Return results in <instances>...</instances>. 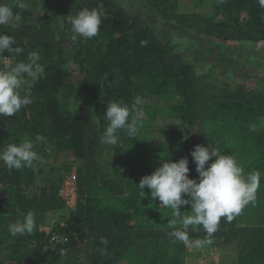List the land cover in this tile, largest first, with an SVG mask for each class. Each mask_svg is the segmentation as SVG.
I'll return each instance as SVG.
<instances>
[{"label":"trees","instance_id":"1","mask_svg":"<svg viewBox=\"0 0 264 264\" xmlns=\"http://www.w3.org/2000/svg\"><path fill=\"white\" fill-rule=\"evenodd\" d=\"M146 1L165 21L223 51L231 41L264 42V8L257 0ZM18 2L8 5L21 12L22 23L0 26V33L13 36L24 51L3 53L0 70L27 62L36 51L45 74L25 85L32 104L0 117V148L44 139L35 144L41 159L34 167L9 170L0 162V264H264L263 223L222 217L211 245L185 247L167 236L172 210L137 186L164 159L182 157L188 158L189 178L198 181L191 157L197 144L234 156L245 175H264V89L201 68L116 0H68L59 19L30 4L20 10ZM83 8L104 14L99 34L73 42L68 18ZM137 96L144 113L137 137L121 130L117 146L102 144L108 102L131 109ZM66 155L70 164L59 161ZM70 178L76 206L50 230L41 215L67 208L61 190ZM29 211L35 214L33 233L11 236L9 224ZM181 211L190 214V205ZM197 227L189 228L191 239L205 237ZM101 238L110 242L106 255Z\"/></svg>","mask_w":264,"mask_h":264},{"label":"clouds","instance_id":"2","mask_svg":"<svg viewBox=\"0 0 264 264\" xmlns=\"http://www.w3.org/2000/svg\"><path fill=\"white\" fill-rule=\"evenodd\" d=\"M257 2L264 8V0ZM25 7V3L18 2V9L23 10ZM103 15L97 9L83 8L69 16L71 40L76 42L79 38L96 37ZM22 20L20 11L6 3H0V26L9 23L19 26ZM140 43L146 46L147 41L142 40ZM15 44L13 36L0 33V57L5 52L17 55L23 53V48L14 46ZM40 59V54L32 51L28 54L27 62L19 61L6 70H0V117L12 116L22 107L33 103L30 90L25 85L34 84L44 76L45 67ZM142 105L143 101L139 96L135 98L131 109L120 102H108L104 112L107 125L101 136V143L117 146L121 130L130 138L137 137L144 115ZM43 139L44 137L37 135L34 140L25 138L19 144L12 143L0 148V162L9 170L34 167V162L41 159L34 147ZM191 157L196 165L198 181L189 178V161L187 157H182L178 161L164 159L151 174L144 175L137 186L142 192L148 188L153 200L158 198L160 205L172 210L167 236L173 242L179 241L185 247L202 249L213 243L212 237L217 232L222 217L231 222L247 205L255 203L261 174L254 171L245 176L244 169L234 156L221 154L210 144L195 145ZM184 205H190V214L181 211V206ZM197 226H202L206 233L203 239H191L189 236V228L197 231ZM35 227V214L29 211L22 221L10 223L8 229L10 235L15 237L31 234ZM101 243L105 245L100 250L101 254L106 255L110 242L101 238Z\"/></svg>","mask_w":264,"mask_h":264},{"label":"rangeland","instance_id":"3","mask_svg":"<svg viewBox=\"0 0 264 264\" xmlns=\"http://www.w3.org/2000/svg\"><path fill=\"white\" fill-rule=\"evenodd\" d=\"M17 1L30 4L37 10L49 13L59 19L62 7L68 0H0V3L8 4ZM116 1L141 21L148 24L158 37L172 44L177 51L197 63L201 68L212 67L218 75L228 76L233 82H246L248 85L264 89V42L231 41L226 43L225 48L222 46L225 50L223 51L219 45L210 43L207 38L195 35L189 30H184L172 21H165L146 0ZM181 2L184 5L192 4V0H182ZM4 62L9 64L10 60L5 58ZM166 121V119H158L160 124ZM59 161L70 164L72 158L66 155ZM71 169L74 170V166H71ZM61 194L67 201V208L41 215V222L50 230L56 224L63 223L70 211L76 206L75 179L70 178L65 181ZM256 197L255 203H250L241 212L240 223L264 224V175L260 176V187Z\"/></svg>","mask_w":264,"mask_h":264}]
</instances>
